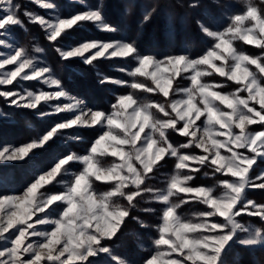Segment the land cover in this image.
<instances>
[{
  "label": "snow or ice",
  "instance_id": "snow-or-ice-1",
  "mask_svg": "<svg viewBox=\"0 0 264 264\" xmlns=\"http://www.w3.org/2000/svg\"><path fill=\"white\" fill-rule=\"evenodd\" d=\"M73 2L82 10L62 15L54 0H29L44 14L15 0H0V98L40 118L71 114L26 143L0 145V164L22 162L36 169L22 192H0V264H225L235 245L264 249V203L248 198L250 190H264V169L257 172L253 167L264 162V0H249L242 8L232 0H212L224 20L215 30L210 24L216 19L214 9L204 0H189V9H201L207 17L195 23L211 38V47L199 57L163 58L141 54L135 41L123 39L66 43L87 24L104 33L119 30L106 19L102 2ZM28 25L41 29L60 60L79 61L94 71L99 85L131 91L117 95L111 111L89 107L67 90L51 64L20 43L14 30L26 33ZM236 42L259 52L246 54ZM114 58L126 66L113 70L131 80L101 70V64ZM129 60L135 66H127ZM182 73L188 86L173 88ZM22 82L39 87L30 90ZM143 93L160 99L142 101ZM96 125L102 134L86 154L69 153L57 157L47 170L40 167L38 150L61 138L79 139L66 137V130ZM173 134L185 142L176 146ZM106 157L113 159L105 167ZM172 157L176 171L162 176L161 169ZM73 162L82 167L73 171ZM202 169L221 178L220 194L213 187L190 183ZM158 176L165 187L150 186ZM97 181L107 183L108 189L97 191ZM49 185L60 187L51 191ZM141 201L163 205L159 223L149 225L133 214ZM189 203L204 210L191 218L181 216V205ZM245 216L258 218L262 227L242 223ZM129 220L156 232L150 247L139 246L147 254L138 261L123 258L113 247Z\"/></svg>",
  "mask_w": 264,
  "mask_h": 264
},
{
  "label": "trees",
  "instance_id": "trees-1",
  "mask_svg": "<svg viewBox=\"0 0 264 264\" xmlns=\"http://www.w3.org/2000/svg\"><path fill=\"white\" fill-rule=\"evenodd\" d=\"M223 2V0H217ZM64 7L71 5V14L82 10L81 5L67 0L62 1ZM91 6H96L99 3L104 5V13L109 23L118 27L116 33H104L98 31L93 25L87 24L84 28L73 33V37L90 38L96 37L99 39L104 35H112L111 38H122L128 41H135L141 54H154L157 56L174 55L185 53L188 51H201L206 44L208 38L198 28L195 23L196 19L203 18L204 11L201 9L192 10L187 7L189 0H85ZM212 9H214L215 22L221 19L218 17V12L212 4V0H204ZM154 10V11H153ZM151 13L150 19L144 22L145 15ZM207 20V17L204 18ZM129 63V62H128ZM126 66L122 62L117 63L114 58L112 61L105 62L100 65L101 70L106 75H112L115 71L113 68ZM128 66V65H127ZM59 69L64 73V82L75 93L88 98V100L98 108H105L115 102L117 95L129 92V88L115 85L103 86L97 82V77L94 71L81 63H73L68 61H60ZM120 79H128L130 77L121 76ZM86 83L87 86H84ZM21 112V110H20ZM14 121H2L3 124L9 122H19L20 119L16 116ZM24 118L23 125L25 126L26 136L11 135V142L27 141L29 138H34L38 134L48 129L52 121L47 118L38 119L36 117L27 116L21 113ZM13 129V125H9ZM89 130L86 133L82 129H72V136H80L79 139H68L65 141L57 140L56 143L46 146L45 149L38 153L37 160L46 162L56 154L63 151H71L70 144L81 143L83 146L79 151H85L92 142L96 131ZM88 134H91V138ZM95 138V137H94ZM69 143V144H68ZM78 150V149H76ZM62 151V152H63ZM171 160L173 166L175 164L174 157ZM170 160L168 162H170ZM168 162L166 167H168ZM30 167L31 165H26ZM253 189L249 191V196L256 201L264 202V196L260 197ZM134 215H139L145 219H158L155 214H142L136 210ZM258 225L262 226L259 219H253ZM136 228V222L129 220L123 232H129ZM238 256V260L242 264H264V249L256 247L254 249L243 248L235 245L227 255L228 261H233Z\"/></svg>",
  "mask_w": 264,
  "mask_h": 264
},
{
  "label": "rangeland",
  "instance_id": "rangeland-1",
  "mask_svg": "<svg viewBox=\"0 0 264 264\" xmlns=\"http://www.w3.org/2000/svg\"><path fill=\"white\" fill-rule=\"evenodd\" d=\"M62 1L63 0H54V2L57 3L58 8H59L62 15H70L71 11L73 10L71 5H68V7H64V3ZM67 1L72 2L73 0H67ZM15 2L23 5L24 8L39 11L41 14H44V10L34 7L31 3H29V0H15ZM232 2L235 3L238 7L242 8L247 2H249V0H232ZM251 2L258 3L259 0H251ZM217 3H222V2L217 1ZM217 11H219L217 15L221 20L219 22H215V21L210 22L213 30H215L217 27H220L224 24V20L221 16V10H217ZM205 17L206 16L204 13L203 18H205ZM27 28H28V31L26 33L20 29H15L14 31L16 33V36L19 38L20 43L29 49L30 54L37 55L42 60L51 64L55 68L56 75L58 76V78L61 79L62 83L66 86L67 90H69L72 95H76L82 99H85L86 102L88 103L89 107H92L94 109H101V110H104L106 112L111 111V105L112 104L108 107H105V108H98V107H95L88 100V98L83 97V96L73 92L67 86V84L64 82L65 75L59 69V65H60L61 60L58 57V54L55 53V51L53 50V46L50 45L49 42H47L45 40L43 32L41 31V29L36 25H28ZM111 37H112V35L108 34V35H104L102 38L122 39V38H111ZM90 38H96V37H90ZM207 38H208V44H206L201 51H198V52L188 51L185 53H178V54H174V55L185 54V55H189L192 57H199V56L203 55L207 51V49L211 47V44H212L211 38H209V37H207ZM73 39L83 40V39H89V38L75 37ZM97 39H99V38H97ZM105 40H108V39H105ZM123 40H125V39H123ZM125 41H128V40H125ZM67 42H70V41H66V43ZM236 43H237L239 50L245 52L246 54H258V52H259V50L256 49L254 46L244 45L242 42H236ZM36 47H42V48H44L45 51L43 53H35L34 49ZM144 55H149V54H144ZM150 55H154V54H150ZM155 56H157V55H155ZM157 57L163 58L164 56H157ZM71 62L80 63L79 61H71ZM116 62L120 63L121 61L116 59ZM128 62H129L128 66H135V61L129 60ZM183 75L184 74L182 73L181 76H177L176 79L173 80V88L177 87V85H179V87H181V88L188 86L189 82L186 79L181 78ZM109 76H113L116 78H119L121 76L128 77V76H126L125 73H121L118 71H115L114 74L109 75ZM131 79L132 78L130 77L129 80H131ZM140 79L143 80V78H140ZM147 82L151 83V81H147ZM22 83H23V87H29L30 90H35V87H39V85H35V82H22ZM83 85L87 86L86 83H83ZM31 86H35V87H31ZM227 90L230 91L231 89L229 88ZM126 93H123V94H126ZM120 95H122V94H120ZM139 95H140V99L142 101H145V102H150V101L160 99L159 96H157L155 94H151V93H143V94H139ZM45 110H47L46 106H45ZM14 112H16V116L20 119V121L17 123L9 122V123L3 124L2 121H14L15 120V116L13 114ZM5 113H7L8 115L5 116L4 115ZM21 113L24 115H27V116L36 117L38 119H44V118H40L37 115H35L31 110L25 109V110H21V112H20V109H15V108L9 107L3 101V99L0 98V145H3V144L20 145V144L26 143L29 140L33 139V138H29V140L21 141V142H11L10 141L11 135H19L20 137H27L25 126L23 125L24 118L21 116ZM70 116H71V114H61L60 116L48 117V119L50 121H52V124H54L55 122H58L61 118H63V117H69L70 118ZM45 118H47V117H45ZM52 124H50V125H52ZM9 125H11V126L13 125V129L9 128ZM93 128H95L94 130L96 131V133L94 136L95 138L94 137L92 138V142H94V140L96 138H98V136L100 134H102V129H100L99 125H96L93 127H80L79 128V129H82V132H85V133L89 130H93ZM74 129H76V128H74ZM71 130L72 129L66 130V133H65L66 137H78V136H72V134H70V132H68ZM88 135L90 136V138L92 137L91 134H88ZM79 138H81V137L79 136ZM59 141H65V139L61 138ZM172 141L176 146H178L180 143L185 142V138L180 137L178 134H173ZM91 143H90L89 147L87 148V150H85V151H79L81 149V147L83 146V144H81V143L70 144V146L72 147L71 151L60 150L61 152L56 154L54 157H52L48 161L42 162V163L40 162V167L44 170H47L48 168H50L54 164L55 159L57 157H63L69 153H75L77 155H84L87 153L88 149L90 148ZM76 149H78V150H76ZM41 150H43V149H41ZM41 150H38V153ZM196 151L199 152L200 150H196ZM172 158H168L167 162ZM112 159L113 158H111V157L103 158L102 164L106 167V166L111 164ZM168 165L169 166L166 167V164H165L164 168L161 169L162 176H170V175L174 174V172L176 171L175 164L173 166V163L171 164V160H170V162H168ZM257 165H258V167H257ZM257 165L253 166L257 172H259L260 169H264V162L257 161ZM81 167H82V165L79 162H73L72 170L78 171ZM35 171H36V169L33 166L28 167L26 165H23L22 162L15 164V166H13V163H11V162L9 164H6V165L0 164V192L17 193V194L22 192L25 189V187L30 182H32V180L34 179L33 173ZM206 171L208 172V175L204 174ZM219 179H221V178L218 176L213 177L210 170L202 169L200 171V173H198L195 176L194 181H192L190 183H194L196 185H205L208 187H213L216 189L217 194H220L221 190L218 186V180ZM149 183H150V186H153V187H157V188L165 187L160 176H158L157 179L150 181ZM95 186H96L97 191H100V192L106 191L108 189V184L105 182L97 181ZM47 187L51 191H57V190H59L60 186L53 188L51 185H49ZM256 193L260 197L264 196V190L258 189L256 191ZM181 195H183V194H181ZM248 198L256 201L254 198L250 197L249 194H248ZM256 202L257 203H264V202H259V201H256ZM118 203L123 204L125 202L124 201H118ZM144 207L156 208L158 211H157V213H155V215L158 217L159 216V209H161L163 207V205L159 204L158 202H154L152 204H145L144 201H141L137 205V210L139 211L140 209H142ZM202 210H204L203 205H199L196 203H189L186 205H181L179 212H180L181 216L191 218V217L195 216V214H197L198 212H200ZM140 213L145 214L141 211H140ZM141 219H143L145 221V223H147L149 225H155V224L159 223V219L150 220V219H145L142 217H141ZM253 219H258V218L245 216L244 219L242 220V223H245L246 225H252L255 227H262V226L258 225ZM242 235H246V234H242ZM155 236H156V232H155L154 228L144 230V229H141L139 227V225L136 223L135 229H133L129 232H122L120 240L117 242V245H114L113 247L115 248L117 253L120 254L123 258L135 259L138 261L144 255L147 254V253L143 252L139 246L141 244H143V246L145 248L150 247L151 246V239L155 238ZM227 258H228L227 256L224 258L225 264H242L238 260L237 255L233 261H228ZM101 264H103V260H102Z\"/></svg>",
  "mask_w": 264,
  "mask_h": 264
}]
</instances>
